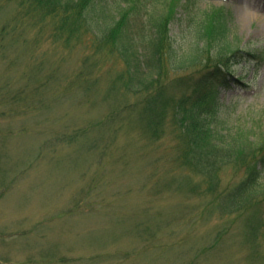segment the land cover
<instances>
[{
  "label": "rangeland",
  "instance_id": "obj_1",
  "mask_svg": "<svg viewBox=\"0 0 264 264\" xmlns=\"http://www.w3.org/2000/svg\"><path fill=\"white\" fill-rule=\"evenodd\" d=\"M177 2L176 47L190 39L183 8H212L230 18L244 49L264 53V0ZM17 7L0 6V27ZM40 34L0 57V264H264V239L251 241L247 215H225L211 205L214 192L197 193L200 176L175 167L168 129L153 141L132 116L142 96L108 87L124 64L101 59L87 46L90 36L65 46L47 29ZM259 62L237 63L241 83L213 90L219 129L264 136ZM79 72L97 84L84 87ZM243 173L224 167L219 190ZM259 211L264 218V204Z\"/></svg>",
  "mask_w": 264,
  "mask_h": 264
},
{
  "label": "trees",
  "instance_id": "obj_2",
  "mask_svg": "<svg viewBox=\"0 0 264 264\" xmlns=\"http://www.w3.org/2000/svg\"><path fill=\"white\" fill-rule=\"evenodd\" d=\"M11 1L18 7L0 27V57L18 43H37L46 29L50 39L65 46L90 36L87 46L103 53L101 59L114 57L125 66L121 71L111 69L108 87L142 96L132 116L142 119L143 131L154 141L167 128L175 138L171 147L175 167L200 176L193 189L202 195L214 192L211 205L217 203L225 215H247L251 241L264 239L259 211L264 204V136L258 140L259 134L243 132L239 126L219 129L212 93L216 86H227L228 80L240 83L232 68L237 63L264 60L263 52L240 45L230 18L212 8L205 14L199 8H183L190 39L176 47L171 25L180 14L177 0H0L1 8ZM17 50L20 54V47ZM33 68L37 72L38 63ZM76 81L87 88L97 84L83 72ZM145 89L148 92H142ZM172 90L181 96L168 94ZM230 165L244 175L219 190L220 171Z\"/></svg>",
  "mask_w": 264,
  "mask_h": 264
}]
</instances>
